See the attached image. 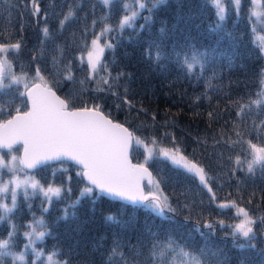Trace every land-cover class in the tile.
<instances>
[{
  "label": "trees",
  "instance_id": "16d2710c",
  "mask_svg": "<svg viewBox=\"0 0 264 264\" xmlns=\"http://www.w3.org/2000/svg\"><path fill=\"white\" fill-rule=\"evenodd\" d=\"M130 1L0 0V44H20L5 54L0 122L27 108L20 93L33 81L47 83L69 108L98 105L131 131V161L152 173L146 191L167 197L173 211L159 216L95 190L81 196L87 184L80 169L59 161L30 173L61 195L51 201L18 195L0 222V239L16 225L8 250L19 252L28 221L40 217L50 235L35 248L58 253L59 264H264V162L248 168L251 145L264 148V55L254 39L252 0H224V20L210 0H142L145 7L121 29ZM260 10L256 28L264 32V0ZM102 30L108 44L90 71L82 55ZM157 45L167 54L159 62ZM193 48L208 55L189 73L174 52L190 56ZM9 74L25 83L11 84ZM141 144L180 152L204 169L206 182L160 155L146 157ZM234 207L254 221L249 237L233 234ZM45 255L35 263L47 264ZM0 264H14L13 258Z\"/></svg>",
  "mask_w": 264,
  "mask_h": 264
},
{
  "label": "snow or ice",
  "instance_id": "6c2138e0",
  "mask_svg": "<svg viewBox=\"0 0 264 264\" xmlns=\"http://www.w3.org/2000/svg\"><path fill=\"white\" fill-rule=\"evenodd\" d=\"M103 2L108 4L109 0H103ZM155 2L162 4L165 3V0H155ZM235 2L238 5L240 0H235ZM215 4L219 10L220 20H224V9L220 0H215ZM34 7L36 12H39V7L35 5ZM140 7L144 8L145 5L141 4ZM135 15L136 13H133V16ZM131 20L132 18L126 16L120 22V28L123 29L126 25L130 26ZM61 23L63 24V21ZM44 32L47 34L48 29H44ZM92 44L97 45V41L93 40ZM19 48V43L10 46L0 44V54H7L9 51L18 50ZM156 48L155 59L159 62L167 54L163 52L159 45ZM98 51L102 53L104 49L99 48ZM151 55L150 53V57ZM174 55L177 61L183 55L181 66L191 73L195 65L203 66V60L208 54L193 48L190 56L188 53L181 54L179 52H174ZM89 63L92 64L91 53L89 54ZM6 64V60H0V89L6 87L3 83L6 76ZM9 75L11 84L18 85L22 83V77L14 74ZM37 75L39 76V70H37ZM24 87L26 91L20 93V95L27 97L30 108L23 112L20 108H17L16 115L11 116L6 122L0 123V149L7 148L11 150L14 145L19 144L23 150L22 157L18 158L12 155L9 162H6L0 156V169L6 168L12 174V178L7 182H4L2 176H0V199L6 198L10 192L12 201V207H9L6 203H0V222L5 220L9 213L13 212L16 207L18 190L21 188L24 189L25 199L28 198L29 188L33 192L39 189L49 201L53 197L58 198L61 195L60 188L49 186L45 190L34 176L25 173V178L21 179L17 175L18 171L24 172L46 165L51 161L64 160L72 161L78 165L80 167L78 174L87 181V186L80 193L81 196H91L95 190L98 194H106L120 200L130 201L132 204L144 205L146 208L155 211L159 216H163L165 211H173L167 197H162L151 190L146 191L143 184L145 174L148 177V185L152 184V174L148 168L144 164L134 165L128 159V144L132 134L127 128L105 116L98 105L93 108L84 107L70 110L66 100L61 99L47 85L41 88L39 84H34L31 87L24 84ZM3 111L4 109H0V114ZM251 147L254 151V159L249 163V172L252 171L253 164L264 162V148H257L255 144ZM162 155L168 158L169 152L162 150ZM171 159L177 165H182L188 172L197 175L201 182H206L203 168L195 163L187 162L183 156H179L177 159L173 155ZM239 211L243 214L244 220L232 226L234 229L233 234L235 235L238 232L243 237H249L250 233L253 232L251 225L254 221L244 209ZM67 216L68 211L65 209L64 218L67 219ZM108 219L116 222L113 217H108ZM36 223L43 225L44 221L39 220ZM11 227L12 232L9 233V238L0 239V258L11 256L14 264L17 260L24 264V252L13 253L8 250L17 226L13 224ZM205 227L211 228L212 226L205 225ZM24 235L28 241L26 248L32 246L31 250L34 255L37 258L42 257L43 253L37 251L34 244L36 241H42L50 233H37L33 228L31 231L25 232ZM173 242L169 240L168 243ZM57 254L56 252L50 253L46 257L47 264H59L54 259ZM184 255L187 256L188 254L184 253ZM109 259L111 260V257Z\"/></svg>",
  "mask_w": 264,
  "mask_h": 264
},
{
  "label": "rangeland",
  "instance_id": "374dc122",
  "mask_svg": "<svg viewBox=\"0 0 264 264\" xmlns=\"http://www.w3.org/2000/svg\"><path fill=\"white\" fill-rule=\"evenodd\" d=\"M231 1H234V3L236 4L235 0H231ZM260 1L261 0H255V2H254V0H252V3H253V7H252L253 12L252 13H253V20H254L253 25H254V28H255L254 39H255V41H257V43H258V45L260 47V50L263 52V55H264V32L261 29L256 28V26L259 25V23L261 22V20H260L261 19V16H260V14H261ZM210 2H212V4L214 5L216 11L218 12L219 10L216 7L215 0H210ZM220 3H221V6L224 9V0H220ZM141 4H143V1L142 0H131L130 2H128V4L127 3H124V6H126V12L121 16L122 18H121L120 22L127 16V17L132 18V20H131V23H132V21L136 17V16H133V13H136V15L138 14V12L142 9L140 7ZM120 22H119L118 27H120ZM93 40H96L97 41V45H93L92 44V41ZM106 44H108V39L105 36V30H102L100 33L96 34L92 38L91 42L89 43L88 48H87V51L82 55V59L86 62L87 66H88V69L90 71L95 70L97 68V66L99 65V63L101 61V56H102V53L103 52L102 53L99 52L98 49L99 48H103L104 49V47L106 46ZM3 45H6V44H3ZM8 46H10V45L8 44ZM90 53L92 54V64L89 63V54ZM0 60H5V54H0ZM93 65H94V67H93ZM22 83L23 84L25 83L24 80L22 81ZM262 90L264 91V78H263ZM141 145L144 146V150H145V153H146V157H148L151 154H157L158 156L160 155L161 157L165 158L162 155V150H167L169 152V157L168 158H165V159H167L168 161L172 162L174 165H176L178 167L184 168L182 165H177L176 163H174L173 160L171 159V157L173 155H175L177 159L179 158V156H183L180 152H177V151H175V150H173L171 148H164V147H159V146L157 148V147H152L150 145H148V146H146L144 144H141ZM257 148H259V147H257ZM251 154H252V157H251V162H252L253 159H254V151H253L252 147H251ZM12 155H15V156H17L19 158L18 152H16V151L9 152L6 157H3L2 154H1V151H0V156H2L3 159L6 162L11 161V156ZM185 160L187 162L193 163V162L189 161L187 158H185ZM4 170H5V174L0 175V176H2V179H3L4 182H7L9 179L12 178V174L9 173L6 168ZM25 173H27L28 175H32L30 172H28L26 170L24 172H19L18 171L17 172V175L21 179H23V178H25ZM196 177L199 178L197 175H196ZM205 181H206V177H205ZM41 186L45 190L49 187V186H43V185H41ZM51 187H53V186H51ZM37 193L39 195L45 197L43 195V192H41L39 189L35 190V192H33V190L31 188L28 189V195H30V194H37ZM20 194L21 195H24V189L23 188H21V189L18 190V195H20ZM45 199H46V201L48 200V198H46V197H45ZM0 203H6V204H8L9 207H12L11 193L9 192L7 194V197L6 198L0 199ZM224 205H225V203L221 204L220 206L223 207ZM234 209H235L236 215L238 217V220L234 224V225H236V224L241 223L244 220V216L239 211L241 208L234 207ZM39 220H41L40 217H38L36 219H33L31 221H28V224L26 226L27 229L23 231V240L21 241L20 250H19V252H17V253L24 252L25 253V259H28V257H29L28 260H29V263L30 264H36L35 263V260H38L39 258H37L34 255V253L32 252V250H31L32 246H29V247L26 248V245H27V242L28 241H27V238L25 237L24 233L31 231L33 228L35 229V231L37 233L44 232V229H43L42 225L36 223V221H39ZM8 238H9V235L5 239H8ZM11 241H12V239H11ZM34 247H35V244H34ZM37 251H39V250H37ZM43 255H45V254H43ZM47 256L48 255H45V258ZM55 258L57 259V257H55Z\"/></svg>",
  "mask_w": 264,
  "mask_h": 264
},
{
  "label": "water",
  "instance_id": "95a60500",
  "mask_svg": "<svg viewBox=\"0 0 264 264\" xmlns=\"http://www.w3.org/2000/svg\"><path fill=\"white\" fill-rule=\"evenodd\" d=\"M34 84H39V85H41V88H43L45 85H47V87H49V85L47 84V83H44L43 81H33V82H31V84H29L28 86L29 87H31L32 85H34ZM26 91V89L24 88V90H23V92H25ZM52 91H54L53 90V88H52ZM55 92V91H54ZM57 95H58V93L57 92H55ZM59 96V95H58ZM60 97V96H59ZM61 98V97H60ZM62 99V98H61ZM25 100H26V104H27V108L25 109V110H22V112L23 111H27L29 108H30V103L27 101V97L25 96ZM89 108H91V107H89ZM76 109H81V108H70V110H76ZM14 115H16V112H14V113H12V116H14ZM105 116H107L106 114H104ZM108 117V116H107ZM11 118V116L9 117V118H7V119H5V120H2V122H0V123H4V122H6L8 119H10ZM109 118V117H108ZM110 119V118H109ZM113 122H115V123H119V122H117L116 120L114 121V120H112ZM121 124V123H120ZM123 125V124H122ZM124 126V125H123ZM125 127V126H124ZM125 128H127V127H125ZM128 129V128H127ZM128 131L131 133V131L128 129ZM132 134V133H131ZM133 142H134V140H133V136L131 135V138H130V140H129V144H128V159L131 161V158H130V152H131V146H132V144H133ZM16 146H20V150H19V152H18V156H19V158L20 157H22L23 156V150H22V146L21 145H19V144H17V145H14L13 146V148L14 147H16ZM12 148V149H13ZM4 150H9V149H7V148H3V149H0V151H4ZM65 162L67 161V162H69V163H71V164H73V165H75L76 167H78L79 169H80V167L78 166V165H76L74 162H72V161H68V160H64ZM56 162H59V161H51V162H49L48 164H50V163H56ZM131 163L132 164H142V163H135L134 161H131ZM41 166H44V165H41ZM41 166H38V167H41ZM145 167H147L146 165H145ZM35 169H32V170H26V171H28V172H32V171H34ZM149 170V169H148ZM149 172L151 173V171L149 170ZM152 174V173H151ZM151 179H152V176H151ZM84 180V179H83ZM85 181V183L87 184V181L86 180H84ZM148 177H147V175L145 174V180L143 181V183L144 182H146L147 184H148ZM152 183H153V180H152ZM150 186V185H149ZM103 196L104 197H106L107 199H112V200H115V201H118V202H123V203H126V204H132L130 201H126V200H120L119 198H116V197H112V196H108V195H106V194H103ZM138 205H140V204H138Z\"/></svg>",
  "mask_w": 264,
  "mask_h": 264
}]
</instances>
